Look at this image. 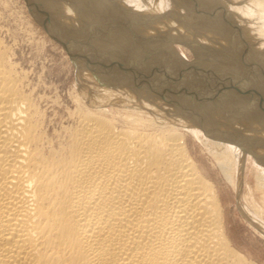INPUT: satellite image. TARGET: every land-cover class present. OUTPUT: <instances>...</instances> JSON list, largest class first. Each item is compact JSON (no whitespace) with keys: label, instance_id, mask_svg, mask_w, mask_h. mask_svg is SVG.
Here are the masks:
<instances>
[{"label":"bare ground","instance_id":"6f19581e","mask_svg":"<svg viewBox=\"0 0 264 264\" xmlns=\"http://www.w3.org/2000/svg\"><path fill=\"white\" fill-rule=\"evenodd\" d=\"M26 3L83 78L52 129L0 3V264H263L192 140L264 237L243 202L247 151L264 189V0Z\"/></svg>","mask_w":264,"mask_h":264},{"label":"rangeland","instance_id":"374dc122","mask_svg":"<svg viewBox=\"0 0 264 264\" xmlns=\"http://www.w3.org/2000/svg\"><path fill=\"white\" fill-rule=\"evenodd\" d=\"M0 3L3 4H1L2 7L4 6L2 11L3 21L6 27L9 28L6 39L9 42L15 39L11 45L14 44L13 47L17 51L18 61H20L21 66L23 65L30 72V75L34 78V83H37L39 90L45 94L47 103L45 102L43 106L47 109L52 129H58L61 126L60 123L70 122V119L66 117L68 116L67 110L76 106L74 96L77 94V85L80 81L82 82L83 78L78 72L75 59H72L74 56L64 46L59 37L53 34L50 35L45 31L26 0H0ZM176 47L186 60H194L195 57L188 48L178 47L177 45ZM46 97L49 99H46ZM53 113L55 116L57 114L56 118ZM192 143L197 155L211 171L221 190L226 209L227 226L232 239L243 252L264 264V237L249 225L239 211L235 190L217 169L212 157L205 152L199 142L193 139ZM253 154V151L246 152L247 158L244 167L246 186L244 187L245 199H243V202L246 203V207L251 205V209L258 216L257 219L263 221L264 215L257 213L256 209L254 210V205L264 209V189L256 187ZM250 196L254 201L250 199Z\"/></svg>","mask_w":264,"mask_h":264}]
</instances>
